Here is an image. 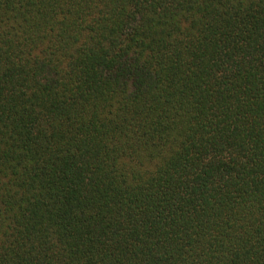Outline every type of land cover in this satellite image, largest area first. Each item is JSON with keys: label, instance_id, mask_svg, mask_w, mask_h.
Returning a JSON list of instances; mask_svg holds the SVG:
<instances>
[{"label": "trees", "instance_id": "obj_1", "mask_svg": "<svg viewBox=\"0 0 264 264\" xmlns=\"http://www.w3.org/2000/svg\"><path fill=\"white\" fill-rule=\"evenodd\" d=\"M0 264H264V0H0Z\"/></svg>", "mask_w": 264, "mask_h": 264}]
</instances>
